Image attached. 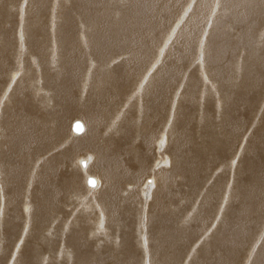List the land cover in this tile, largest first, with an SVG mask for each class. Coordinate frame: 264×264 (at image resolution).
I'll return each mask as SVG.
<instances>
[{"label":"bare ground","instance_id":"1","mask_svg":"<svg viewBox=\"0 0 264 264\" xmlns=\"http://www.w3.org/2000/svg\"><path fill=\"white\" fill-rule=\"evenodd\" d=\"M247 256L264 264V0H0V264Z\"/></svg>","mask_w":264,"mask_h":264},{"label":"rangeland","instance_id":"2","mask_svg":"<svg viewBox=\"0 0 264 264\" xmlns=\"http://www.w3.org/2000/svg\"><path fill=\"white\" fill-rule=\"evenodd\" d=\"M191 71H192V70H189V69H188V71H187V73L185 74L184 78L187 77V75H188L189 73H191ZM80 119H81V118H80ZM246 139H247V138H245V140H246ZM243 144H244V143H242V145H243ZM241 147H242V146H241V144H240V146H238V149L240 150ZM236 156H237V155H234V156H233L234 159L236 158ZM84 157H85V156H83L82 158H84ZM89 168H90V167H89V165H88L87 168L84 169V168L82 167V165H81L80 163L77 162V169L80 170L81 172H83V173H84V171L87 172V171H89ZM91 174H93V173H91ZM172 174H173V173H172ZM85 189H92V188L87 187L86 182H85ZM94 189H95V188H94ZM87 194L89 195V192H88ZM149 202H150V200H149V201H146V206H145V210H144V212H146V209H147V207H148V203H149ZM25 240H26V238H21V239H20V241H19L20 243H18L19 245L16 246V248H14V252H13L12 254L15 253V250H17V251H18L19 249L21 250V248H22L23 245H24ZM258 240H260V237H258ZM256 244H257L256 246H259L260 242L257 241ZM254 248H255V247H254ZM249 260H250V258H249V256H247V258H245L243 262L247 264Z\"/></svg>","mask_w":264,"mask_h":264},{"label":"water","instance_id":"3","mask_svg":"<svg viewBox=\"0 0 264 264\" xmlns=\"http://www.w3.org/2000/svg\"><path fill=\"white\" fill-rule=\"evenodd\" d=\"M73 129L81 131L83 129V122L80 119H76L73 123ZM89 181L95 182V178L90 176Z\"/></svg>","mask_w":264,"mask_h":264},{"label":"crops","instance_id":"4","mask_svg":"<svg viewBox=\"0 0 264 264\" xmlns=\"http://www.w3.org/2000/svg\"><path fill=\"white\" fill-rule=\"evenodd\" d=\"M85 159H86V158H85ZM83 160H84V159H83ZM81 162H82V160H81ZM88 165H89V163H88ZM88 165H87V166H88ZM94 176H95V175H94ZM85 182H86V179H85ZM86 185H87V184H86ZM87 187H88V186H87Z\"/></svg>","mask_w":264,"mask_h":264}]
</instances>
